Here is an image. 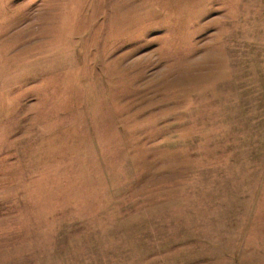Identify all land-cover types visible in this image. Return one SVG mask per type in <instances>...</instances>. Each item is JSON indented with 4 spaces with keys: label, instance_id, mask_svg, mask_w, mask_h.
Returning a JSON list of instances; mask_svg holds the SVG:
<instances>
[{
    "label": "rangeland",
    "instance_id": "1",
    "mask_svg": "<svg viewBox=\"0 0 264 264\" xmlns=\"http://www.w3.org/2000/svg\"><path fill=\"white\" fill-rule=\"evenodd\" d=\"M0 264H264V0H0Z\"/></svg>",
    "mask_w": 264,
    "mask_h": 264
}]
</instances>
